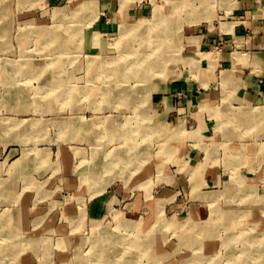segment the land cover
Segmentation results:
<instances>
[{
  "label": "rangeland",
  "instance_id": "rangeland-1",
  "mask_svg": "<svg viewBox=\"0 0 264 264\" xmlns=\"http://www.w3.org/2000/svg\"><path fill=\"white\" fill-rule=\"evenodd\" d=\"M83 1L0 0V264H15L14 259L20 250L6 248L7 241L18 238L15 240L18 245L24 243L27 237L24 234L29 235L7 228L11 210L18 207L20 197L27 191L36 194L35 207L46 210L44 219L50 220L52 225L43 229L45 220L40 224L37 219L35 229L30 232V235L34 233L39 261L46 258L49 264H171L172 258L158 255L154 237L147 249L144 242L138 247L131 245L148 232L141 225L144 222L141 219L145 217L130 215V203L134 199L113 198L108 188L129 178L130 167L125 166L134 158L138 162L141 158V163L147 161L149 190L156 183L157 175L151 166L157 156L167 151L165 146L159 150V137L150 132L151 103L144 91L166 70L188 64L185 60L187 36L195 28L213 23L219 17L223 0H191L174 9L168 0H97L95 13L80 14L77 9ZM141 2L148 6L146 22L144 25H136L137 22L131 26L126 24L130 31L127 46L117 44L119 33L112 36L109 46L115 48L114 55L111 58L95 57L94 60L110 64L116 70L106 65V69H101L95 78L92 60L84 53L92 39L93 27L108 9H122L125 3L130 6ZM157 4H166V17L159 14L155 18L153 11ZM57 10H63L65 14L56 16ZM193 11L197 13L195 21L189 18L196 14L190 15ZM204 15L207 16L205 19ZM159 31L170 32V36L161 38V41L171 52L163 54L159 48L150 54L153 60L156 58L160 69L147 68L146 62L130 65V61L145 57V53L151 50L147 48L149 44L160 42L158 37H148L159 34ZM145 115L148 118L142 124ZM114 125L123 130L148 125L149 131L144 135L102 132ZM96 128L101 129L100 134H93ZM133 144L147 149L139 153V150L128 147ZM68 161L76 165L81 174L91 171L84 174V183L92 192L99 190L100 199L75 198V190L65 191L63 185L56 190H61V197L56 196V191L50 196H42L44 190L50 188L49 181L59 180ZM98 164H110L109 169L115 164L114 184H108V174L103 178L104 174L100 175V183L94 182L97 174L92 167ZM236 177H233L235 185L230 196L223 197V192L220 193V198L211 205V214L200 222L187 218L185 213L172 217L166 206L159 204L150 223L154 226L159 214L165 217L163 225L157 228H164L167 244L180 239L188 231L173 230L177 224H184L186 228L191 223H196L197 228H215L212 237L219 245L214 252L200 249V241L204 239L199 235L196 237L199 240L197 246H191L192 250L190 248L179 256L184 259L180 264H215L217 261L220 264H262L256 259L250 261L254 258H246L248 262H244L247 255L242 256L245 248L240 240L232 241L236 249L233 252L224 245L226 238L241 235V231H247L246 227L255 238L264 232V183L237 182ZM155 200L148 199L149 202ZM93 202H100L98 211L92 210ZM68 203L74 204L80 213L73 217L65 215L64 208ZM255 210L260 213L252 214ZM117 214L130 225L140 222V227L133 231L126 224L122 225ZM60 223L66 227L60 229ZM249 226L253 227L252 230ZM261 248L264 252V241ZM77 251L80 252L78 255ZM194 254L203 255L204 259L202 256L197 261L199 257Z\"/></svg>",
  "mask_w": 264,
  "mask_h": 264
},
{
  "label": "crops",
  "instance_id": "crops-1",
  "mask_svg": "<svg viewBox=\"0 0 264 264\" xmlns=\"http://www.w3.org/2000/svg\"><path fill=\"white\" fill-rule=\"evenodd\" d=\"M160 5L163 6L164 15L168 8L166 4ZM127 6L117 10L108 9L93 27L92 39L84 53L92 60L94 77L98 78L100 70L106 69V65L116 70L112 69V65L100 63L94 58H111L114 55L115 48H110V39L120 33L122 23L131 26L148 16V6L142 2ZM219 42L221 44L216 48ZM185 60L187 67L177 65L166 70L165 75L154 79L144 91L151 103L150 132L159 137V150L165 146L167 151L157 156L151 166L152 172L157 175L156 183L149 190L147 161L141 163V158L139 162L134 158L128 160L125 166L130 167L127 173L129 178L117 181L108 188L113 198L134 199L130 203V215L145 217L141 219L144 220L141 225L146 231L153 226L150 219L158 212L160 203L166 206L172 217L185 213L187 218L197 222L211 214V205L220 198V193L223 192V197L230 196L235 185L234 176H237V182L264 183V0H223L219 17L213 23L195 28L187 36ZM96 83L99 88L98 79ZM147 118L146 115L143 117L142 124ZM147 126L123 130L114 125L102 132L144 135L149 131ZM100 133L101 129H93V134ZM128 147L139 150V153L147 149L137 144ZM64 165L59 180L49 181L50 188L44 190L43 197L50 196L61 185L65 191L75 190V198L92 197L96 200L102 197L101 192H97L99 190L92 192L84 183L83 176L88 175L90 170L81 174L70 161ZM109 166L98 164L92 167L97 174L95 183H100L101 174H104L102 178L108 174V184L116 181L115 164L111 169ZM121 182L122 186H118ZM58 191L56 196L61 197V190ZM36 197L34 192H25L20 197L18 207L12 209L9 216L8 229L29 234H24L27 236L24 243L17 245L20 250L14 259L15 264L50 263L46 258L39 261L36 257L34 233L30 235L37 219L40 222L46 216V210L35 207ZM149 198L157 200L149 202ZM99 203H92L93 211L99 210ZM79 213L80 209L74 204H66L65 215L73 217ZM259 213V210H255L252 214ZM44 220L43 229L52 226L50 220ZM64 226V223H60V229ZM204 227L197 228L195 223L187 228L184 224L175 225L173 230L188 231L171 244L166 242L164 228L158 227L154 236L158 255L172 258L171 264H180L184 259L179 256L182 252H188L191 246H197L199 240L196 237L199 235L204 239L200 241V249L214 252L219 245L212 237L215 228Z\"/></svg>",
  "mask_w": 264,
  "mask_h": 264
},
{
  "label": "bare ground",
  "instance_id": "bare-ground-1",
  "mask_svg": "<svg viewBox=\"0 0 264 264\" xmlns=\"http://www.w3.org/2000/svg\"><path fill=\"white\" fill-rule=\"evenodd\" d=\"M204 1V0H203ZM124 2V1H123ZM168 2H171L172 3V9H174L175 7H178L179 5H185V4H188V3H190V2H192L191 0H168ZM129 3V2H128ZM98 4V2H97V0H84L80 5H79V7H78V9H77V11L81 14V13H95L96 11H97V5ZM127 5V3H125V5H123V7H125ZM63 11V10H62ZM61 10L60 11H56L55 12V15L56 16H61L62 14H65L64 12H62ZM163 6L162 5H159V4H157V5H155L154 6V11H153V13H155V18H157L158 16H159V14H160V16H161V14H163ZM77 12H75V14H76ZM100 13V12H99ZM171 13V12H170ZM194 13H196V12H191L190 13V15H192V14H194ZM74 14V15H75ZM77 15V14H76ZM195 15L197 16V13L196 14H194V15H192V16H189V18H191L193 21H195L196 19H197V17L195 18ZM163 17H164V15H163ZM205 17H207L206 15H204V19H205ZM199 19V18H198ZM92 21V20H91ZM146 22V20H144L143 18H142V20H139L138 22H137V24L136 25H144V23ZM152 28V27H151ZM167 31V30H166ZM174 31V30H173ZM129 28H128V26L125 24V23H122V26H121V30H120V33H119V35H118V38H117V40H116V42H117V44H119V43H121V45H123V44H126V46H127V42H128V40L126 39V38H128L127 36H129ZM161 31H159V34H153V36H150L149 34V36L148 37H151V38H155L156 39V37H158L159 39H160V42H156V41H154L151 45L149 44V46H147V48H151V50L150 51H148V52H146L145 53V57L143 56V57H140L139 59H137V60H133V61H130V65H134L135 63H137V65L138 64H140V65H142V64H144L145 62H146V65H147V68H152V69H154V71H156V70H158V69H160V68H158L157 66H158V61H156V58L153 60L151 57V55L150 54H152V53H154L156 50H159V48L161 49V51L160 52H162L163 54H167V53H169L170 51L168 50V49H166V44L164 43V41L162 40L161 41V38L162 39H166L168 36H170L169 35V31L168 32H162V33H160ZM133 37V36H132ZM131 38V37H130ZM127 41V42H126ZM146 41V40H145ZM144 41V42H145ZM142 44V43H141ZM139 46V45H138ZM141 46V45H140ZM130 48V47H129ZM137 47H135L134 49H136ZM140 48V47H139ZM138 48V49H139ZM145 50V49H144ZM139 53V52H138ZM140 53H142V51L140 52ZM171 53V52H170ZM141 54H139L138 56H140ZM146 56H148V57H146ZM164 57V56H163ZM158 68V69H157ZM139 71V70H138ZM163 72V71H162ZM140 73H141V71H140ZM150 73V72H149ZM142 74V73H141ZM151 74V73H150ZM162 74H164V72L162 73ZM147 75V74H146ZM165 75V74H164ZM142 77V76H141ZM138 79H140V78H138ZM142 79V78H141ZM145 79V78H144ZM144 79H143V81H144ZM148 80V79H147ZM149 82V81H148ZM108 117V116H107ZM105 118H106V116H105ZM109 119V118H108ZM133 149V148H132ZM121 158V157H120ZM229 166V165H228ZM236 170V169H235ZM234 171V170H233ZM235 172V171H234ZM246 176V175H245ZM240 177H244V176H240ZM244 179V178H243ZM234 183V182H233ZM232 183V184H233ZM231 184V183H230ZM231 184V185H232ZM104 189V188H103ZM249 190H251V189H249ZM101 191V190H100ZM233 191H234V189H233ZM252 196H253V194H252ZM10 210V209H9ZM8 211V210H7ZM6 213V212H5ZM117 216H118V218H119V220H121L122 219V217L119 215V214H117ZM9 217V216H8ZM11 218V217H10ZM9 218V219H10ZM8 219V220H9ZM244 219V218H243ZM171 221V220H170ZM2 221H0V223H1ZM121 222H122V225L124 224H126L131 230H137V227H140V222H138V221H136V222H134L135 224H132V225H130L129 223H126V220H121ZM125 222V223H124ZM138 222V223H137ZM165 222V217H163V215H161V214H159V217H158V220L156 221V223H155V225L153 226V227H151L149 230H148V232H146V233H144V235H143V238H144V240L145 241H142L141 242V239H143V238H141L140 236V238L141 239H138L137 241H135L133 244L131 243V245L133 246V247H138L140 244H141V246H142V244H143V242H144V247H146V249H147V247L149 246V245H151L152 244V240H153V237H154V234H155V230H156V228H157V226H159V225H163V223ZM196 224V223H195ZM247 225V224H246ZM5 227V226H4ZM208 227V226H207ZM250 228V230H252V226H249ZM246 229H247V231H241L240 233H242L241 235L240 234H237V235H234L233 237H228V238H226L225 239V241H224V245H226V246H228L229 247V252L231 251V252H233V250L235 249V247L232 245V241H236V240H240L241 242H242V245L244 246V248H245V250H244V254H242V256H246L245 258H244V262L245 263H247L248 261H247V259L246 258H248V259H252V258H254V259H252V260H250V261H253V260H255L256 259V261L257 260H259V261H262V264H264V252L262 251V248H261V246H262V243H263V241H264V232L262 233V235L261 236H259L258 238H255V236L248 230V227H246ZM206 230V229H205ZM207 230H208V228H207ZM249 231V232H248ZM138 233V232H137ZM16 239H18V238H11V239H9L8 241H7V243L8 244H6V248H10V247H17L16 245V242H15V240ZM135 239H137V238H135ZM99 241V240H98ZM132 241V240H131ZM229 241V242H228ZM239 245V244H238ZM9 246V247H8ZM238 247H240V246H238ZM260 247V248H259ZM4 247H2V249H3ZM243 248V247H242ZM5 249V248H4ZM18 250V249H17ZM236 250V249H235ZM18 252H19V250H18ZM17 252V253H18ZM78 253H80V252H76V255H78ZM235 253V252H234ZM196 256H198L199 258L197 259V261L198 260H201V257L203 256V255H200V254H198V255H196V254H194V257H196ZM241 255L239 254V257H240ZM235 258V257H234ZM203 259H204V256H203ZM237 259V258H236ZM235 259V260H236ZM234 260V261H235ZM238 260V259H237ZM193 261H195L196 262V259H194ZM234 263V262H233ZM215 264H220L219 263V261H217ZM226 264V263H225Z\"/></svg>",
  "mask_w": 264,
  "mask_h": 264
},
{
  "label": "built area",
  "instance_id": "built-area-1",
  "mask_svg": "<svg viewBox=\"0 0 264 264\" xmlns=\"http://www.w3.org/2000/svg\"><path fill=\"white\" fill-rule=\"evenodd\" d=\"M220 44H221V42L217 43L216 48H219Z\"/></svg>",
  "mask_w": 264,
  "mask_h": 264
}]
</instances>
